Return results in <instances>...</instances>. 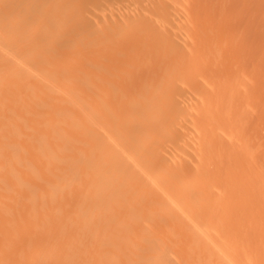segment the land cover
Returning a JSON list of instances; mask_svg holds the SVG:
<instances>
[{"label":"bare ground","instance_id":"obj_1","mask_svg":"<svg viewBox=\"0 0 264 264\" xmlns=\"http://www.w3.org/2000/svg\"><path fill=\"white\" fill-rule=\"evenodd\" d=\"M0 264H264V0H0Z\"/></svg>","mask_w":264,"mask_h":264}]
</instances>
